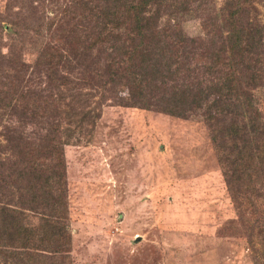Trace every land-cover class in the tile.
Masks as SVG:
<instances>
[{
  "label": "rangeland",
  "instance_id": "rangeland-1",
  "mask_svg": "<svg viewBox=\"0 0 264 264\" xmlns=\"http://www.w3.org/2000/svg\"><path fill=\"white\" fill-rule=\"evenodd\" d=\"M70 1L0 0V208L19 212L30 240L28 251L1 241L0 264H264V179L235 206L202 114L132 105L124 80L104 73L109 48L93 49V15L57 10ZM163 1L159 26L177 22L189 39L212 32L218 42L223 0H188L187 11L182 0ZM247 18L264 25V0H252ZM63 28L83 30L84 48ZM257 83L248 94L264 123ZM56 135L61 154H27L41 170L64 171L63 218L42 203L40 182L17 176L25 144L38 149ZM56 231L70 244L65 260L40 250Z\"/></svg>",
  "mask_w": 264,
  "mask_h": 264
},
{
  "label": "trees",
  "instance_id": "trees-1",
  "mask_svg": "<svg viewBox=\"0 0 264 264\" xmlns=\"http://www.w3.org/2000/svg\"><path fill=\"white\" fill-rule=\"evenodd\" d=\"M251 3L252 0H223L220 20L213 19L218 42L213 41L212 32L206 40L189 39L177 22L159 26L157 19L163 0H72L70 5L57 6L69 19L78 9L93 15V49L102 43L109 48L104 73L115 80H124L132 105L180 118L195 112L202 114L235 206L244 196L247 199V195L255 194L254 178L264 179V123L248 94L258 81L264 80V25L258 27L247 18ZM188 5V0L178 1L185 11L189 10ZM65 25L69 26V21ZM63 30L84 48L83 30L76 35L70 28ZM197 43L201 47L196 48ZM245 73L248 82L243 85L240 80ZM57 138L56 135L55 143L51 139L39 142L38 149L30 148L31 141L26 143L18 153L28 163L25 166L28 171L22 169L17 176L22 179L30 176L40 182L42 203L63 218L67 213L66 188L61 185L64 171L41 170L39 164H30L27 154L33 151L40 156L58 151L61 154ZM44 145L45 153L41 154ZM37 190L36 184L29 187L32 199L39 197L35 196ZM17 213L0 208V242L15 240L19 248L28 251L30 240L27 242L28 235ZM51 235L52 241L46 236L38 240L46 243L40 250L50 255L51 260H65L69 241L57 231Z\"/></svg>",
  "mask_w": 264,
  "mask_h": 264
}]
</instances>
